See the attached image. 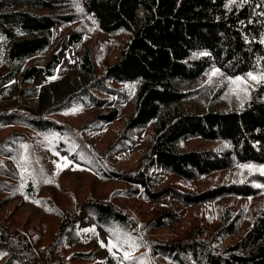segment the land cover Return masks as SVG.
Masks as SVG:
<instances>
[{"label":"trees","instance_id":"1","mask_svg":"<svg viewBox=\"0 0 264 264\" xmlns=\"http://www.w3.org/2000/svg\"><path fill=\"white\" fill-rule=\"evenodd\" d=\"M57 31L60 46L69 44L79 58L76 75L59 66V45L40 56L55 44ZM121 34L127 37L111 61V45L101 36ZM40 72L55 79L36 85ZM249 72H264V0H0V130L15 127L0 140V202L47 205L57 219L46 242L43 228L29 220L0 218V264H94L93 250L76 248L101 233L118 248L139 251L125 264H264V208L247 212L233 203L262 196L264 175L199 193L164 182V176L188 182L238 163L264 164V81H255L235 109L196 112L187 105L210 83V103L218 101L229 78ZM202 79L195 88L177 86ZM73 109L92 110L80 130L52 117ZM118 120L121 130L100 154L85 134ZM149 128L133 168L107 160L133 149ZM192 138L223 144L181 151ZM51 152L127 187L71 195L61 206L43 196L54 184ZM119 196L149 203V216H134ZM191 206H214L217 226L208 229L196 212L199 221L176 232ZM245 220L240 238L226 242ZM160 229L170 233L158 237Z\"/></svg>","mask_w":264,"mask_h":264},{"label":"rangeland","instance_id":"2","mask_svg":"<svg viewBox=\"0 0 264 264\" xmlns=\"http://www.w3.org/2000/svg\"><path fill=\"white\" fill-rule=\"evenodd\" d=\"M57 33L59 34L58 38L55 41V44L47 52L40 55L42 58H46L49 53L55 48V46H60V39L63 35L61 31H57ZM101 37L111 45V61L116 59L119 50V44L122 43L127 36L121 34L119 36L111 38L103 36ZM57 54L59 55V66L64 70V73L68 75H76L79 58L77 57L74 49L69 44H65L63 46H60V48L57 50ZM241 78L242 81L246 82V90L245 83L237 82L234 84L229 80V86L225 94L221 96L218 101L210 103V97H212L213 90L215 89L214 84L210 83L205 87V89L198 97L187 102L189 109L196 112H224L237 108L238 104H240L248 97L249 88H252L255 85V81L251 80L249 77ZM52 80L53 77L45 76L42 72H40L36 76L35 84L42 85ZM232 80H235V78ZM204 82V79H202L200 82H180L177 83V86L186 89L195 88ZM130 106L131 105L129 103L126 104L124 111L127 112ZM73 110L63 113H57L52 117L59 121H65L72 125L75 129L80 130L89 120L92 114V110ZM122 126V121L118 120L104 127L102 130L94 129L87 132L85 135L90 144H92L93 147L96 148L100 154H102L107 145L113 142L114 139H116L117 134L119 130H121ZM14 129L15 127L13 126L1 129L0 140ZM150 132L151 128L143 131L137 139V145L133 149L121 151L119 154L113 156L107 155V160L123 169L133 168L136 165L138 159L137 148L145 147L148 144ZM222 144L223 142L220 140L192 138L180 144L179 149L181 151H186L191 148L201 150L214 149L220 147ZM63 158L67 159L65 160ZM48 163L50 165L51 174L54 178V184L51 189L43 193V196H51L52 198H56L61 206H63V202L71 195L78 198H84L91 194L109 195L115 189L127 187L126 184L118 181L102 180L94 172L87 170L82 166H79L61 152L49 153ZM57 164L61 166L59 169L57 168ZM65 164H67V167H64ZM243 164H251L256 167L253 169L241 168L240 165ZM261 165L264 164L255 162L238 163L229 170L216 171L198 180L185 182L176 177L164 176V182L168 181L183 190L199 193L204 191L205 189L213 188L219 185L243 182L249 175L254 173L261 174V172L258 170L259 166ZM256 185L258 184L256 183ZM117 201L128 208L131 211V214L136 217H148L150 214L151 205L144 202L140 198L119 196L117 198ZM233 203L235 204V207L244 206L247 212L261 207L264 208V194L260 197L254 198H236L233 199ZM155 204L162 206V202H157ZM196 212H200L199 216L201 215L200 218L208 229L217 226L218 223L214 206H191L184 207L183 222H181L180 227L176 226L174 228L175 231L181 233L184 229L187 228L190 222L196 221L195 223H197L199 221V218L195 217ZM9 214L13 215L15 219H19L22 222L24 220H29L30 225L38 226V228H43V233L45 235L44 238L46 242H49L52 239L56 231L57 219L52 213H49L47 211V205H36L33 203L25 202L21 199H15L4 203L0 202V218ZM246 225L247 222L245 220L241 223L238 234L234 237H229L226 242H232L237 238H240V233L244 231ZM169 233L170 232L166 229H160L155 232L158 237H165ZM110 243L115 242H112L107 235H103L101 233L95 242L83 247H78L76 249L83 251L93 250L95 252V260L93 261L94 264H117V262L118 264H125V262H127L123 260V255L125 252H129L132 257H134L136 254H139V251L137 249L132 250L131 248H118V246L116 248H111L110 250ZM113 253H115V256H118L115 257V259L117 260L113 259ZM141 264H143V262Z\"/></svg>","mask_w":264,"mask_h":264},{"label":"snow or ice","instance_id":"3","mask_svg":"<svg viewBox=\"0 0 264 264\" xmlns=\"http://www.w3.org/2000/svg\"><path fill=\"white\" fill-rule=\"evenodd\" d=\"M234 2H235V0H229V3H234ZM218 72H219L218 69L214 70L213 75L217 74ZM247 75L253 81H264V72H262L258 76L257 75H254L251 72H249ZM53 79H55V77H53ZM229 80L232 83H234V84L237 83V82L245 83V90H246V87H247L246 82L242 81V78L241 77H236L235 80H232V78H229ZM73 111H75V109ZM25 147H27V146H25ZM63 159L66 160L67 158H63ZM60 167L61 166L59 164H57V168L59 169ZM64 167H67V164H65ZM240 167L241 168H247V169H253L256 166L251 165V164H243V165H240ZM258 170L261 172L262 175H264V165L259 166V169ZM47 182H51V181H47ZM256 186L257 187H262L261 185H256ZM22 187H23V185H22ZM33 202L34 203H40V201H33ZM116 247H117V245L115 243H110V245H109L110 250H111V248H116ZM113 255H115V253H113ZM131 259H133V257L131 256V254L129 252H125L124 255H123V260L127 261V260H131Z\"/></svg>","mask_w":264,"mask_h":264}]
</instances>
